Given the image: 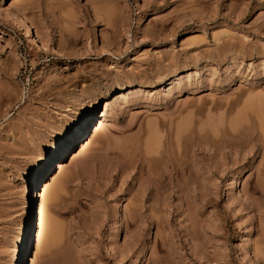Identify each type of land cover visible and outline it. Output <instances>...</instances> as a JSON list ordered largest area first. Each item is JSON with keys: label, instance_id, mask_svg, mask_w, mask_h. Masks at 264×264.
Returning a JSON list of instances; mask_svg holds the SVG:
<instances>
[{"label": "rangeland", "instance_id": "obj_1", "mask_svg": "<svg viewBox=\"0 0 264 264\" xmlns=\"http://www.w3.org/2000/svg\"><path fill=\"white\" fill-rule=\"evenodd\" d=\"M88 111L37 242L30 173ZM21 236L18 264H264V0H0V264Z\"/></svg>", "mask_w": 264, "mask_h": 264}, {"label": "bare ground", "instance_id": "obj_2", "mask_svg": "<svg viewBox=\"0 0 264 264\" xmlns=\"http://www.w3.org/2000/svg\"><path fill=\"white\" fill-rule=\"evenodd\" d=\"M29 29L30 28H28L27 26L24 27V31H25L24 33H25L26 37L30 38L31 40L38 42V44L40 45V49H42L43 52L49 51L47 45L40 39V37L39 36L34 37V35H32V33ZM169 85H172V84H169ZM106 111L107 110L104 109V111H102L101 116L97 117V120H99V118L104 117L106 115ZM90 114H91V112H89V111L80 114L77 117L76 121L71 125V127H68L67 133L61 139L59 144L54 148V150L52 151L50 156H46V157L42 158L40 160V162L37 163V165L35 166L33 171L30 173L29 185L31 183H33L36 187V189L34 188V192L32 193V198H33V196L35 198L41 197V200L38 204L37 203L34 204L33 202L31 203V207L34 210V216L32 217V225L34 226V229L36 232L34 237H36L37 242L39 240L41 241L40 238L43 236V233L45 232V228H47V235H49L47 237H49V238L53 237L56 234V228H57V227H55L56 225L55 226L53 225V223H51L50 225L47 226V224H46L47 221L45 219L44 213H45L46 201H48V200L49 201H55L56 200L58 187L56 186L55 188L53 187L51 190H48L47 186L45 185L44 177H45L46 173L48 172L51 165H53L55 163H59L62 160V158L65 156L67 151L72 146H74L78 140H80V139L83 140V136L85 135L86 130H87L86 128L89 125L88 118H89ZM100 124L101 123L98 122V127H101V126H99ZM97 128H96V130H97ZM85 140H86V138L84 139V141ZM145 161H147V160H145ZM149 161H150V159H149ZM150 163L151 162H149L148 164L147 163H145V164L149 165ZM140 166H142V165H140ZM148 173H150V170ZM151 182H153V181L151 180ZM37 183H38V185H37ZM45 193H46V195H45ZM29 201H30V199H29ZM24 247H25L24 237L21 236L18 240L17 251L15 254V258H14V264L19 263V258L22 257V251L25 252L27 249V248L25 249Z\"/></svg>", "mask_w": 264, "mask_h": 264}]
</instances>
